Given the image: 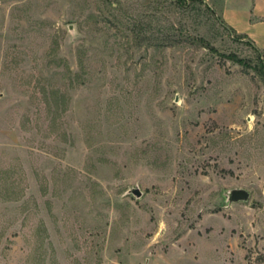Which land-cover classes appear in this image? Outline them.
Segmentation results:
<instances>
[{"label":"rangeland","instance_id":"1","mask_svg":"<svg viewBox=\"0 0 264 264\" xmlns=\"http://www.w3.org/2000/svg\"><path fill=\"white\" fill-rule=\"evenodd\" d=\"M261 61L209 0H0V264H264Z\"/></svg>","mask_w":264,"mask_h":264},{"label":"crops","instance_id":"2","mask_svg":"<svg viewBox=\"0 0 264 264\" xmlns=\"http://www.w3.org/2000/svg\"><path fill=\"white\" fill-rule=\"evenodd\" d=\"M223 23L264 51V0H209Z\"/></svg>","mask_w":264,"mask_h":264},{"label":"water","instance_id":"3","mask_svg":"<svg viewBox=\"0 0 264 264\" xmlns=\"http://www.w3.org/2000/svg\"><path fill=\"white\" fill-rule=\"evenodd\" d=\"M229 31L232 32L231 30ZM131 192L137 197L141 195V191L137 187L133 188ZM248 198H249V193L244 188H233L229 191L227 196V199L230 203L237 201H246Z\"/></svg>","mask_w":264,"mask_h":264},{"label":"trees","instance_id":"4","mask_svg":"<svg viewBox=\"0 0 264 264\" xmlns=\"http://www.w3.org/2000/svg\"><path fill=\"white\" fill-rule=\"evenodd\" d=\"M179 3H181V1H178ZM226 26V25H225ZM227 27V26H226ZM229 30H231L232 31V29L231 28H229V27H227ZM248 43L254 48V49H256L258 52H260V50L259 49H257L254 45H253V43L251 42V41H249L248 40ZM261 63H262V66L264 67V61H261Z\"/></svg>","mask_w":264,"mask_h":264}]
</instances>
